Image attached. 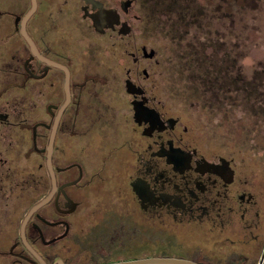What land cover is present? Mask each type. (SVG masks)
I'll use <instances>...</instances> for the list:
<instances>
[{"label": "flooded vegetation", "instance_id": "flooded-vegetation-1", "mask_svg": "<svg viewBox=\"0 0 264 264\" xmlns=\"http://www.w3.org/2000/svg\"><path fill=\"white\" fill-rule=\"evenodd\" d=\"M137 4L0 0V264H264L255 170L165 100Z\"/></svg>", "mask_w": 264, "mask_h": 264}, {"label": "rangeland", "instance_id": "rangeland-1", "mask_svg": "<svg viewBox=\"0 0 264 264\" xmlns=\"http://www.w3.org/2000/svg\"><path fill=\"white\" fill-rule=\"evenodd\" d=\"M137 11L159 40L165 100L193 113L204 149L254 168L264 203V0H138Z\"/></svg>", "mask_w": 264, "mask_h": 264}, {"label": "water", "instance_id": "water-1", "mask_svg": "<svg viewBox=\"0 0 264 264\" xmlns=\"http://www.w3.org/2000/svg\"><path fill=\"white\" fill-rule=\"evenodd\" d=\"M97 24H98L97 21H95V25ZM149 55L152 56L153 51ZM43 264H47V263L43 262ZM103 264H201V263H197L188 259L175 258V257H145V258L114 261Z\"/></svg>", "mask_w": 264, "mask_h": 264}]
</instances>
